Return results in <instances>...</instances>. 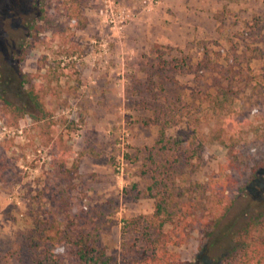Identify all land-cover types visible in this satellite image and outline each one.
I'll return each mask as SVG.
<instances>
[{
	"label": "rangeland",
	"instance_id": "374dc122",
	"mask_svg": "<svg viewBox=\"0 0 264 264\" xmlns=\"http://www.w3.org/2000/svg\"><path fill=\"white\" fill-rule=\"evenodd\" d=\"M65 1L0 0V156L6 166L0 177V264H36L21 234L37 220L63 229L68 217L97 206L107 207L111 225L101 233L102 246L117 264H130L127 245L136 234L126 222L155 211L144 173L159 128L145 120L154 117L160 97L149 82L157 81L163 60L187 57L196 65L209 54L221 66L247 50L259 84L235 108L248 113L241 144L249 147L245 164L255 178L229 194L211 236L196 232L173 248L186 263L222 264L234 233L264 210V119L258 114L264 109V0H120L130 18L119 28L101 13L104 0H81L88 19L82 30L67 20ZM42 8L48 10L38 22L44 44L28 38V25ZM22 44L33 46L24 61ZM44 57L47 67L39 71ZM165 75L168 97L181 99L175 121L190 123L168 134L179 135L184 126L193 136L198 127L197 142L204 143L202 159L181 166L170 185L205 184L227 163V149L209 142V120L193 109L204 81L170 69ZM32 92L46 112L36 108Z\"/></svg>",
	"mask_w": 264,
	"mask_h": 264
},
{
	"label": "trees",
	"instance_id": "16d2710c",
	"mask_svg": "<svg viewBox=\"0 0 264 264\" xmlns=\"http://www.w3.org/2000/svg\"><path fill=\"white\" fill-rule=\"evenodd\" d=\"M62 7L67 20L77 30L87 27L88 19L82 15L81 0L65 1ZM40 12V16L28 25V38L44 44L38 22L45 20L48 10L42 8ZM32 49V45L22 44L20 60L24 61ZM233 56L232 61L221 66L213 64L209 54L196 65L187 57L163 60L155 73L157 81L149 82L160 97L154 106V117L145 120L146 124L159 128L155 147L146 152L148 167L144 173L150 176L148 190L149 197L155 200V211L151 216H138L126 222L136 234L134 241L126 244L131 255L130 264H203L182 261L173 248L185 245L196 232L211 236L224 216L221 213L229 194L255 178L256 171L249 172L245 164L249 147L241 144L243 128L249 124L248 113L238 111L235 104L247 91L254 93L259 82L247 61V50ZM45 59L42 58L39 71L47 67ZM168 69L180 76L191 75L195 80L204 81V87L195 95L193 109L209 120V142H218L227 149V163L221 167L217 178L205 184L178 189L170 185L181 166H195L194 161L202 159L204 143L197 142L198 127L192 130L193 136L184 132V126L179 135L168 134L181 124L190 126V123L175 121L176 106L181 99L174 101L168 97L165 75ZM255 82L258 84L254 85ZM30 97L39 111L46 112L37 94L32 92ZM5 103L9 110L21 113L20 108H14L8 101ZM258 111L264 119V109ZM195 123L199 126L201 120L196 119ZM163 159L168 166L163 165ZM5 171L0 156V177ZM107 210L106 206H97L81 215L68 217L63 229L37 220L33 229L21 234L24 248L34 255L36 264H117L101 243L102 231L111 227ZM222 264H264V210H259L234 233L222 256Z\"/></svg>",
	"mask_w": 264,
	"mask_h": 264
},
{
	"label": "built area",
	"instance_id": "2783aa9c",
	"mask_svg": "<svg viewBox=\"0 0 264 264\" xmlns=\"http://www.w3.org/2000/svg\"><path fill=\"white\" fill-rule=\"evenodd\" d=\"M152 2V0H144V4ZM105 14L108 21L113 24L115 28L121 27L130 18L129 14L120 6V0H104V9L101 10Z\"/></svg>",
	"mask_w": 264,
	"mask_h": 264
}]
</instances>
